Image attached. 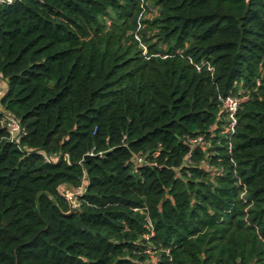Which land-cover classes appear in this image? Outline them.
Listing matches in <instances>:
<instances>
[{"label": "trees", "instance_id": "obj_1", "mask_svg": "<svg viewBox=\"0 0 264 264\" xmlns=\"http://www.w3.org/2000/svg\"><path fill=\"white\" fill-rule=\"evenodd\" d=\"M0 264H264V0L0 2Z\"/></svg>", "mask_w": 264, "mask_h": 264}, {"label": "built area", "instance_id": "obj_2", "mask_svg": "<svg viewBox=\"0 0 264 264\" xmlns=\"http://www.w3.org/2000/svg\"><path fill=\"white\" fill-rule=\"evenodd\" d=\"M13 1L14 0H0V2H9V3L13 2ZM242 100H243V97H239L238 95H234V94H229L228 96H226L223 99V103H224L226 109L228 110L229 116L231 118V126H234L236 124V122H237L236 114H237V111L239 109V106H240V103H241ZM7 127H8V130H9V132H10L12 137H20L22 132H23L19 121L16 118H13L11 116L8 117ZM193 141L194 142H200L202 140L200 138V139H194ZM79 192H81V189H78V192H74V191L70 190L71 194H68L69 190H67V192H66V195L69 198L73 199V205L74 206H77L79 204L74 199V195L76 193H79Z\"/></svg>", "mask_w": 264, "mask_h": 264}, {"label": "rangeland", "instance_id": "obj_3", "mask_svg": "<svg viewBox=\"0 0 264 264\" xmlns=\"http://www.w3.org/2000/svg\"><path fill=\"white\" fill-rule=\"evenodd\" d=\"M68 194H71V193H70V190H69V193H68Z\"/></svg>", "mask_w": 264, "mask_h": 264}, {"label": "water", "instance_id": "obj_4", "mask_svg": "<svg viewBox=\"0 0 264 264\" xmlns=\"http://www.w3.org/2000/svg\"><path fill=\"white\" fill-rule=\"evenodd\" d=\"M86 157H88V155H86Z\"/></svg>", "mask_w": 264, "mask_h": 264}]
</instances>
